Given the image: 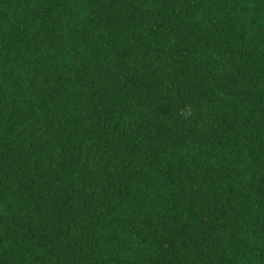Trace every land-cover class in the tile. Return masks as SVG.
Instances as JSON below:
<instances>
[{
  "label": "trees",
  "instance_id": "obj_1",
  "mask_svg": "<svg viewBox=\"0 0 264 264\" xmlns=\"http://www.w3.org/2000/svg\"><path fill=\"white\" fill-rule=\"evenodd\" d=\"M0 264H264V0H0Z\"/></svg>",
  "mask_w": 264,
  "mask_h": 264
}]
</instances>
